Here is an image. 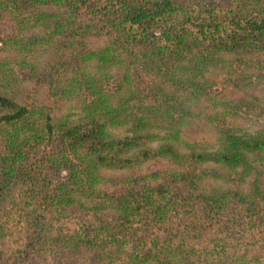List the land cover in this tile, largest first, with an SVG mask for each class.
Returning <instances> with one entry per match:
<instances>
[{"label": "trees", "instance_id": "1", "mask_svg": "<svg viewBox=\"0 0 264 264\" xmlns=\"http://www.w3.org/2000/svg\"><path fill=\"white\" fill-rule=\"evenodd\" d=\"M0 264H264V0H0Z\"/></svg>", "mask_w": 264, "mask_h": 264}, {"label": "rangeland", "instance_id": "2", "mask_svg": "<svg viewBox=\"0 0 264 264\" xmlns=\"http://www.w3.org/2000/svg\"><path fill=\"white\" fill-rule=\"evenodd\" d=\"M122 170H124V169H122ZM127 171H115V172H113L112 174H111V176H112V181H115V178H117V176L121 173V175L123 174H125Z\"/></svg>", "mask_w": 264, "mask_h": 264}]
</instances>
